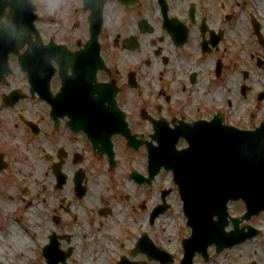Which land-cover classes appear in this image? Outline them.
I'll use <instances>...</instances> for the list:
<instances>
[{"label": "flooded vegetation", "instance_id": "obj_1", "mask_svg": "<svg viewBox=\"0 0 264 264\" xmlns=\"http://www.w3.org/2000/svg\"><path fill=\"white\" fill-rule=\"evenodd\" d=\"M17 2L0 0V264H152L180 199L171 171L147 182L148 153L173 162L192 128L264 138V0H32L33 22ZM227 206L193 264H264V209Z\"/></svg>", "mask_w": 264, "mask_h": 264}, {"label": "water", "instance_id": "obj_2", "mask_svg": "<svg viewBox=\"0 0 264 264\" xmlns=\"http://www.w3.org/2000/svg\"><path fill=\"white\" fill-rule=\"evenodd\" d=\"M100 12L101 9L98 14ZM34 52L41 56L44 53L37 49ZM29 60V55L25 52L21 57V65ZM186 133L184 136L190 146L184 153L175 155L174 164L165 168L173 171L183 202V213L187 218L186 225L193 229L191 236L182 242L184 255L180 264H193L192 257L196 247L202 251L211 242L218 241L211 237L216 235L215 228L223 229L224 223H213L212 216L215 214L220 220L225 219V205L228 201L241 199L247 211L264 208V140L250 139L253 133H248L250 135L245 136L246 138L240 137L241 134L238 135L236 131L237 138L233 142L220 140L216 144L203 145L197 140L196 128L189 129ZM148 167L150 181L160 166L154 165L152 156H149ZM244 217L249 216L244 214ZM235 235H228L229 241H233ZM150 252L160 262L171 263L172 257L169 254L152 247Z\"/></svg>", "mask_w": 264, "mask_h": 264}, {"label": "rangeland", "instance_id": "obj_3", "mask_svg": "<svg viewBox=\"0 0 264 264\" xmlns=\"http://www.w3.org/2000/svg\"><path fill=\"white\" fill-rule=\"evenodd\" d=\"M161 228L165 229V232H161L165 241L164 248L173 254L175 259L173 264H179L178 258L181 256L179 239L189 233V230L185 227V219L179 203L177 211H173L168 218L162 217L159 219V229Z\"/></svg>", "mask_w": 264, "mask_h": 264}]
</instances>
